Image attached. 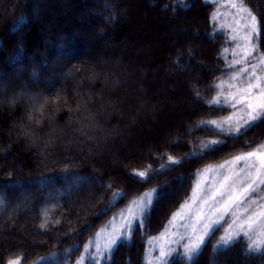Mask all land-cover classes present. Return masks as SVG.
<instances>
[{
	"label": "trees",
	"instance_id": "obj_1",
	"mask_svg": "<svg viewBox=\"0 0 264 264\" xmlns=\"http://www.w3.org/2000/svg\"><path fill=\"white\" fill-rule=\"evenodd\" d=\"M245 2L259 20L264 53V0ZM219 7L213 0H0V264L17 257L94 264L84 247L156 189L143 227L102 261L155 264L150 244L192 197L199 172L264 142V124L239 136L208 123L232 111L212 103L234 70L229 31L212 19ZM169 12L176 16L164 27L175 39L158 48L152 32L142 37L150 24L138 22ZM85 46L96 60L84 56ZM166 120L177 129L163 137ZM212 140L224 142L214 148ZM91 179L100 184L85 186ZM223 230L192 264H264V250L250 251L244 237L217 248ZM182 252L168 264H189Z\"/></svg>",
	"mask_w": 264,
	"mask_h": 264
},
{
	"label": "snow or ice",
	"instance_id": "obj_2",
	"mask_svg": "<svg viewBox=\"0 0 264 264\" xmlns=\"http://www.w3.org/2000/svg\"><path fill=\"white\" fill-rule=\"evenodd\" d=\"M244 0H224V3L221 6H231L234 9H237V14L240 12H247L249 19L243 25V28L247 29L244 32L242 37L239 39L242 43L237 44V48L242 49V54L233 52V55H240V59L233 60L229 63V68H235L237 64H243L244 66L240 67L236 71H233L229 77V81H221L216 87L221 89L218 92L217 96L214 98L212 103L218 108H223L225 105L229 108H237L238 105H244L242 109H240V113H233V115L226 117L223 120L224 124H228L233 120V117H237L236 126L234 129L229 130L221 126L215 120L209 121V125L218 129L220 134L224 135H245L249 129L264 124V76H261L257 73V64L252 63L249 57L255 53L259 58L260 66L264 67V54H261L257 51L258 40L260 36V28L259 22L255 15H252L248 9L244 6ZM219 12V9H217ZM214 21L218 19V15L214 14ZM237 25H239V20L236 21ZM236 28H233V31H236ZM232 40H237V36H232ZM228 49H225L227 52ZM249 68L252 69L249 72ZM247 73V76L244 74ZM243 77V79H242ZM236 81H240L238 85L235 83ZM227 83L229 88H236V93L229 92L227 95L223 93V87ZM254 90H258V92L254 93ZM224 96L223 102L220 97ZM239 97V98H238ZM252 97V99H249ZM253 99H258L260 103H253ZM241 121H243V125H241ZM243 129V130H242ZM224 141L212 140L210 144L214 146V148H218L220 144ZM254 156H259L261 159V166H264V143H261L258 147L254 146V150L247 151L245 153H241L240 155L234 156L231 160L225 161L223 164L218 166H209L203 170V174H207L209 172H217L219 169L227 168L226 174L220 176L218 181H214L211 188L203 195L202 199L197 195L198 191H202L200 188V183H197L196 188L193 190L192 197L189 198L191 203H195L197 199H201V203L203 205H210L212 209H214L215 213H219L220 215H228L232 213L234 210H238L241 205L244 203V198L246 194L250 191H255L253 185L256 184L257 179H259V169H257V175L255 178L251 179L246 183L245 181L248 177L252 175V173H246L245 177H241L238 180L233 177H240V172H234L233 167L236 164H239L241 161H248L250 158ZM168 159L173 163H179L178 160H175L173 157L169 156ZM245 167H255V165L245 164ZM240 171H244V169H240ZM141 179H148L145 171L135 172ZM261 184H264V180L260 181ZM241 185H245L241 188ZM219 197V199H217ZM160 198V193L153 189L148 192H144L142 196L138 199L133 200L131 204L128 206L126 213H121L122 223L119 228H114L112 234L109 236L103 248L99 245L98 242L89 241V244L84 247V253L87 254V258L91 259L94 264H102L104 260H110L113 250L119 246L120 241L122 240H130L133 231L137 226L143 227L145 220L150 215L152 208L154 206V202L156 199ZM250 203H255V201H250ZM189 201H186L182 206V209L173 214L169 223L173 224L175 221L184 214V209L190 208ZM261 209H264V205H260ZM247 213V215H244ZM243 216V219L241 217ZM204 217L203 210L200 209L196 212L195 218L196 222L199 223ZM261 218H264V210L249 211L248 207H244L242 212H238L235 215V218L232 220V223L237 226V232L232 233L228 232L227 234L220 237L219 243L216 245L219 248L221 245L224 248H228L230 245L236 243V239L239 233H243L244 237L248 240H253V237L249 235V233L253 230L254 226L260 227ZM116 217H113V221H115ZM218 219L216 221L208 220L207 223H204L203 228L200 230L199 235H196L193 239L192 237L187 238V243L182 245L183 252L182 255L184 258L192 264L195 260V257L199 255L202 250L203 245L206 243L205 237L210 236L212 232L216 229L212 228L213 223H218ZM43 227V225H41ZM104 231V230H101ZM197 232L196 228H193V233ZM100 233H97L99 236ZM162 236L159 239H163ZM183 239V237H182ZM260 242L254 241L252 246L250 247V251H260L257 245ZM92 249L95 250V255L92 253ZM169 252L164 248L160 250V256L162 258L167 257ZM85 257H81L80 260L77 261V264H84ZM8 264H20V257L15 259H9ZM162 264H168L167 259L162 260Z\"/></svg>",
	"mask_w": 264,
	"mask_h": 264
},
{
	"label": "rangeland",
	"instance_id": "obj_3",
	"mask_svg": "<svg viewBox=\"0 0 264 264\" xmlns=\"http://www.w3.org/2000/svg\"><path fill=\"white\" fill-rule=\"evenodd\" d=\"M65 1H67V0H65ZM213 1H216L217 3L219 2V4H220V7L218 8L219 9L218 16H219V20H220L219 21L220 25L222 24L229 31L230 39L228 42H229V46H230L229 50H230L231 56L233 57V60L240 59V55L234 56L233 52L235 51L237 53L242 54V49L237 48V44L242 43V41L239 39V37H242L244 35V32L247 31V29L243 28V25L249 19L248 14H247V12H240L239 14H237V9H234L231 6H223L222 7L221 4L224 3V0H213ZM104 6L106 9L108 8V6L106 4H104ZM148 6H149V4H148ZM243 6L246 9H248V11H250L252 13V15H255V13L252 10H250V8L247 6L245 0H244ZM126 12L127 11L124 10V14ZM153 15H155V14H153ZM175 16L176 15L174 12H169V18H168V15L165 16L164 14L160 13L158 15L156 14L155 17L154 16L152 17V19H151L152 24H151L150 20L147 22L139 21L138 24L140 26L142 24L145 26L147 24L148 25L150 24L151 30H150V28L147 29L145 27L144 28L145 30H143V32H144L143 35L148 33L149 31L152 32L153 37H157V39H156L157 40V47L160 48L162 45H165L167 43L168 38L170 41L175 39V36L173 35V33L171 31L172 26L169 27V36L166 34L167 33L165 31L166 28L164 27V25L167 26V24L170 21L174 20ZM256 18H257V16H256ZM237 20H239V25H237V23H236ZM257 21L259 22L258 19H257ZM161 25H162V27H161ZM233 28H236L237 30L233 31ZM259 28H260V36H259V40H258L257 51L261 54H264L260 50V48H261L260 47V39L262 37L261 36L260 23H259ZM188 30H191V27L187 26V28L184 27L182 29L183 32H186ZM98 35L101 38L104 37L103 33H101V32H99ZM234 35L238 37L237 40L231 39V37ZM142 37H145L146 40L149 38V36H145V35ZM85 47H83L84 49L82 50V52L84 53V56L89 57L90 62L92 60H96L97 58L96 57L94 58V49L89 47V46H85ZM227 49H228V47H227ZM226 53H228V51ZM249 59L251 60L252 63L257 64V69H256L257 73L261 76H264V67L260 66L259 58L257 57V55L255 53H253V55L251 57H249ZM242 66H244V65L243 64H237L233 71H236L237 69H239ZM251 71H252V69L249 68V72H251ZM244 76H247V73H245ZM170 77H171V75H170ZM40 79H41V77H39L36 80V82L39 81ZM242 79H243V77H242ZM225 82H227V81H225ZM235 83H237L239 85L240 81H236ZM225 89H228V90H226V92H224V95H227L229 92L236 93V91H237L236 88H229L227 86V83H225V85L223 87V90H225ZM255 92H258V90H254V93ZM1 94H3V91H0V95ZM221 97L224 100V96H221ZM249 99H252V97H249ZM253 103L258 104V103H260V101L258 99H253ZM243 107H244V105H238L237 108H231L232 111L228 116L233 115V113H240L242 115L243 113L240 112V109H242ZM228 116H226V117H228ZM236 119H237V117H233V120L230 121L228 124H224L223 120L219 121L218 123H220L222 127L229 129V130H232L236 126ZM163 122L159 123L160 126H161V123H163ZM240 123H241V125H243V121H241ZM162 126H163V129H162L163 130V133H162L163 137H165L166 134L169 135V131L173 132L174 130L177 129L176 128L177 126L172 124V122L170 120H168V121L166 120ZM150 132H152V131L150 130ZM151 143H154V141L148 142L147 145L151 146ZM254 143L255 142H253L252 144H254ZM261 143H264V142H260L254 146L258 147ZM254 146H253V148H251L249 150L242 151L241 153H245L247 151L254 150ZM241 153H238L236 155H240ZM236 155H234V156H236ZM234 156H229V157L224 158L223 160H221L215 164L209 165V166H213V167L218 166L220 164H223L225 161L231 160ZM245 164L255 165V167H245ZM208 167H205V168H208ZM205 168H203L199 172V177H198V181H197V183L198 182L200 183V188L202 189V191L197 192V195L199 197H201V199H202L203 195L211 188L214 181H218L220 176L226 174V172H227V168H225V169H219L218 173L217 172H209L205 175V174H203V170ZM242 168L244 169V171H240V169H242ZM257 169H259V179H257L256 184L253 185V188L256 190L250 191L248 194H246V196L244 198L243 205H241L238 210H234L232 213H229L228 215H220L219 213H215L214 209H212L210 207V205H203L201 203V199H197V201L194 204L191 203V201L189 200V204L191 205L190 208L184 209V214L175 221L174 225L169 224V227L163 233L164 238L159 239L162 236V235H160L157 239H155L152 242V244H150V249H151L150 253H154L155 264H160V262L163 259H169V257L173 254L174 251H176V249L179 246L182 247V245L184 243H187L188 237H192L194 239L196 235H199L200 230L203 228L204 223H207L208 220L216 221L217 218H219L218 223H213L212 228L218 229V227L223 226L224 230L222 231V233H223V235H225L228 232H232V233L237 232V226L232 223V220L235 218V215L238 214V212L243 211L244 207H248L249 211H252V210L262 211V210H264V209L260 208V205H264V184L260 183L261 180H264V166H261L260 157L254 156L246 162L241 161L239 164H236L233 167V171L234 172H240V177L234 176L233 178L238 180L241 177H245L246 173H248V172L252 173V175L246 179V181H245V185H246L247 182H249L251 179L256 177ZM95 184L99 185L100 182L98 180L95 181V180L91 179L85 183V186L86 185L87 186L88 185H95ZM245 185H241V188ZM196 186H197V184H196ZM23 199H25V196H24V194L23 195L21 194V201ZM51 199H52L51 197H48V200H51ZM217 199H219V197H217ZM250 201H255V203H250ZM127 208L125 210H123L124 211L123 213H126ZM181 209H182V207L180 208V210ZM200 209L203 210L204 217L199 223H197L196 218H195V214ZM244 215H247V213H245ZM115 217H116L115 221H112V223L110 224V226L107 229H105L104 231H101V233L98 237L97 242L99 243L101 248H103V245L105 244V242L107 241L109 236L112 234L113 229L119 228L121 226V223H122L121 214L118 216H115ZM241 219H243V216L241 217ZM260 224H261L260 227L254 226L253 230L249 233V235L253 237V240L250 241V240L246 239L244 237L243 233H239V235L237 237H234V239L237 240L240 237H244L246 240L249 241L251 246H252L254 241L258 240L260 243L257 245V247L260 249V251L264 250V218H261ZM193 228L197 229V232L195 234L193 233ZM213 233L214 232H212L211 234H213ZM223 235L221 234V236H223ZM182 237H183V239H182ZM210 237H211V235L205 237L206 243L208 240H210L209 239ZM205 244L203 245V247L205 246ZM161 248H164L165 250H167L169 252V255L166 258H162L160 256ZM156 251H158V255L155 254Z\"/></svg>",
	"mask_w": 264,
	"mask_h": 264
}]
</instances>
